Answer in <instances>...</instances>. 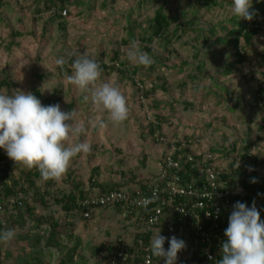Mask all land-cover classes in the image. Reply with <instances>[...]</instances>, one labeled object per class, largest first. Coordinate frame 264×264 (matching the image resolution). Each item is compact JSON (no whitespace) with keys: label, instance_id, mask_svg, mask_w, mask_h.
<instances>
[{"label":"rangeland","instance_id":"rangeland-1","mask_svg":"<svg viewBox=\"0 0 264 264\" xmlns=\"http://www.w3.org/2000/svg\"><path fill=\"white\" fill-rule=\"evenodd\" d=\"M46 2L0 0V74L14 82L10 90H3L31 92L36 86L43 96H59L63 111L74 110L76 119L85 121L92 150L74 158L59 181L37 180L40 191L66 193L73 180L86 187L95 167L99 168L98 183L127 187L134 184L133 174L143 177L158 171V161L175 137L190 139L191 150L200 153L232 148V144L238 153L249 138L251 153L264 158V130H258L264 125V112L255 104L257 89H264V26L249 45L242 42L245 56L241 62L231 45L213 43L228 35L224 28L231 27V19L242 20L231 13L232 0H217L209 7L198 0H72L66 14L46 10ZM157 8L176 21L166 33L169 40L153 39L147 44L141 38L149 34V21ZM190 20L191 27L183 30L182 25ZM209 28L215 30V37L204 43L196 30H202L204 37ZM132 41L152 57L153 70L128 61L126 50ZM84 52L101 67L121 69L102 67L101 79L114 82L127 98L129 117L122 124L114 125L106 113L93 107L90 98L84 99L87 93L67 82L72 61ZM60 58L65 68L57 65ZM158 116L162 119L157 120ZM156 122L160 123L158 134L166 140L157 142L156 133L150 132ZM26 169L19 165L14 176ZM258 174L264 175V169H258ZM97 225L100 233L106 227L111 237L126 229L118 212L112 211Z\"/></svg>","mask_w":264,"mask_h":264},{"label":"clouds","instance_id":"clouds-1","mask_svg":"<svg viewBox=\"0 0 264 264\" xmlns=\"http://www.w3.org/2000/svg\"><path fill=\"white\" fill-rule=\"evenodd\" d=\"M230 10L238 19L248 21L257 14L253 0H232ZM126 58L141 66L153 63L149 53L142 51L136 41L128 46ZM56 63L63 66L65 60L60 58ZM102 73L100 63L84 52L75 56L71 75H66V80L87 93L84 99L90 98L98 112L106 113L114 125H120L129 117L127 98L114 82L102 80ZM97 120L103 127L101 117ZM87 132L85 121L76 119L74 110L63 111L58 103L45 106L31 92L16 90L10 94L0 90V149L15 165L37 169L44 181H59L74 158L91 152ZM16 235V229H6L0 232V243H10ZM224 236L221 258L216 264H264V220H261L255 201L251 207L240 201L233 205ZM149 247L151 255L161 259L163 264H176L178 253L186 244L174 235L171 238L162 236L159 231L152 237Z\"/></svg>","mask_w":264,"mask_h":264},{"label":"built area","instance_id":"built-area-1","mask_svg":"<svg viewBox=\"0 0 264 264\" xmlns=\"http://www.w3.org/2000/svg\"><path fill=\"white\" fill-rule=\"evenodd\" d=\"M155 138L157 142L166 140L159 134ZM191 146L190 139L175 137L168 142V150L158 161L156 173L134 178V184L127 187L106 191L87 188V194L78 200L83 219H90L100 209L116 212L120 204L117 212L121 219L135 228L114 238L111 244L114 252H100L101 257L107 256L109 264H163L161 259L151 255L149 247L152 237L159 231L162 236L171 238L174 235L185 241L186 247L178 253L176 264L215 262L213 246L221 249L222 241L212 238L220 224L228 225L233 205L241 202V187L228 184L229 174L240 165L239 157L228 146L224 150L220 148L221 151L204 153L192 151ZM149 233L147 242L143 237ZM196 242L202 246H196ZM164 247L166 250L169 247L168 240ZM190 248H193L191 257Z\"/></svg>","mask_w":264,"mask_h":264},{"label":"trees","instance_id":"trees-1","mask_svg":"<svg viewBox=\"0 0 264 264\" xmlns=\"http://www.w3.org/2000/svg\"><path fill=\"white\" fill-rule=\"evenodd\" d=\"M47 4L45 5V9L48 11H56L57 13H61L62 10L65 11V14L68 12L66 10V6L71 4L72 0H46ZM201 6L209 7L214 6L217 4V0H198ZM253 9L257 13L252 21H248L245 19H242L241 21H237L234 19H231L229 21L231 27H225L224 30L228 29V35L225 37H218L215 38L213 41L214 44H226L231 45L233 49L236 51V57L238 58V61L241 62L245 56V50L241 46L242 42L245 45H249L252 38L257 35L262 26H264V0H253ZM261 15L262 18H259ZM176 21L175 19L170 18L167 16V14L162 10V8H157L155 11V15L151 20L149 21V34L147 36H143L141 39L147 44H151L153 42V39H164L169 40L170 38L166 36V33L168 32V29L172 22ZM193 24V20L185 22L182 27L183 30H186V28H190ZM199 34V37H201L204 40V43H207L208 41L212 40L213 37H215V30L212 28H209L207 33L208 35L203 37L202 30H196ZM21 33L17 32V35H20ZM127 42V40H125ZM148 51V49H147ZM150 51V49H149ZM117 57H112V60H116ZM73 62V61H72ZM152 64H155L153 62ZM66 63L63 64V68L66 67ZM123 67H125V63H122ZM202 64L197 66V70H201ZM103 69L106 70H117L121 71L120 68H115L107 65L102 66ZM151 69H154V65H149ZM61 68V70H63ZM138 70V66L132 68V72L134 75L136 74ZM226 73H229L228 70H226ZM185 83V82H184ZM14 86V82L11 80H8L7 78H2L0 74V90H3L4 88H7L10 90V88ZM31 93L34 94L43 105H51V104H57L60 101V97L55 95L50 96H43L38 87L32 86L31 87ZM264 94V89L258 88L257 89V95L258 98L256 99V106L261 107V111L264 112V98H262V95ZM262 98L261 102L260 99ZM73 104H69L68 107L72 108ZM157 120H161L162 117L158 116L156 117ZM159 122H156V124H152L150 132L152 134H158V129L160 128ZM259 131L264 130V125H261L258 127ZM155 134V135H156ZM154 135V136H155ZM251 147H252V141L247 138L246 141H244L243 146L238 152L237 157H239L240 165L238 168L231 171L230 175V181L229 186H236L238 185L242 189V194L239 196V199L241 202L246 203L249 207L252 206V202H256V207L260 211L261 220H264V175L258 174V169H264V158H259L256 155H253L251 153ZM224 150V148H222ZM232 149H235V146L232 144ZM188 151L187 149H183ZM215 151H221V149H216ZM19 165H15V163L10 160L6 153L0 149V205L4 208H8V206H13L14 209H26L28 212L34 211L35 207L31 204V201H29L28 195L33 193L35 196L39 195V192L41 195L40 198H35V202L39 203L42 207L47 206L50 202L54 205H57L61 208V210L65 213H71V212H79L78 208V200L82 198L85 194H87L86 188L83 187V184L80 182H76L75 180L70 181L68 191L61 192L59 195H55L54 193L50 192V190L46 189L44 191H40L36 181L42 180L40 177V173L37 169L33 168L31 170L26 169L22 170L20 172L19 177L14 176V170L18 169ZM187 170L190 169V167H186ZM99 168L96 167L93 169L91 176L89 178V188L92 187H98L101 191H106L112 188H118L120 187L119 184L115 183H98V177H99ZM132 177V176H131ZM139 177V175L136 176V174H133V178ZM228 177V175H227ZM255 180L256 182L253 183L252 181ZM52 180H49L48 183L51 184ZM48 184V185H50ZM91 186V187H90ZM34 199V198H33ZM14 201V202H13ZM20 202V204L18 203ZM121 205L118 204L116 206V212L120 211ZM118 207V208H117ZM120 208V209H119ZM119 209V210H118ZM33 213V212H32ZM81 215V214H80ZM83 218V216L81 215ZM37 215H34V219H38ZM51 219V218H50ZM39 221H41L39 219ZM227 224H220V228L218 231H216L215 235L213 236L214 241H224L226 240V237L224 236V230L227 228ZM64 225L61 222L58 221H50V239L53 243H55L56 247L59 248V260L60 264H78L76 263L77 252L71 251H63L60 252V249L62 250V247L60 244H57L59 241V233L58 231L62 229ZM1 228V224H0ZM1 232V230H0ZM145 236V235H142ZM147 242H149L150 233L147 234L145 237H143ZM57 242V243H56ZM196 246L201 247L202 245L199 242H196ZM214 252L216 254V260L221 258V252L220 249H215V246H213ZM109 251V253L114 252L115 248L111 245L106 246L105 244L94 248L92 250V256L99 254L101 251ZM3 257L0 253V264L3 263ZM195 259V257H193ZM216 260L213 264H216ZM32 264H37L40 262L39 256H33L32 257ZM50 260H43L42 264H49ZM87 264V263H84ZM100 264H109L107 262V256H104L103 259L100 261ZM138 264V262H136ZM182 264H188L186 262H183Z\"/></svg>","mask_w":264,"mask_h":264},{"label":"crops","instance_id":"crops-1","mask_svg":"<svg viewBox=\"0 0 264 264\" xmlns=\"http://www.w3.org/2000/svg\"><path fill=\"white\" fill-rule=\"evenodd\" d=\"M88 186L89 183L85 188H89ZM39 193L38 196H35L32 191L28 195L29 201L35 207L34 211H32L33 213H29L24 208L14 209L13 206H8V208L2 206L0 210L1 232L13 228L17 231V235L10 243H0V253L4 256L3 262H6V264H32L33 256H39L40 262L37 264H42V261L45 259L50 260L49 264H58L59 248L52 242L49 234L51 219L52 221L61 222L64 225L58 231L60 237L58 243L56 242L62 247L60 252H71L75 250L78 257L76 258V263L78 264H100L103 257H101L100 253L92 256V250L103 244L109 246L120 233L126 231L127 234L135 229L132 225L129 226V231H127L129 224H126V229L117 230L116 236H107L106 227H104L105 231L100 233L97 229V223L101 218H107L108 212L112 210H96L90 219H83L79 212L74 211L65 214L59 206L51 202L47 206L42 207L39 203L35 202V198L39 199V196L43 192ZM51 205L55 207L53 208ZM56 208H59L60 213L55 214ZM35 214L39 217L38 219H34ZM85 224L87 231L85 230L86 228L84 229ZM89 242H95V244H92L87 249ZM87 251H89L90 255H87Z\"/></svg>","mask_w":264,"mask_h":264},{"label":"water","instance_id":"water-1","mask_svg":"<svg viewBox=\"0 0 264 264\" xmlns=\"http://www.w3.org/2000/svg\"><path fill=\"white\" fill-rule=\"evenodd\" d=\"M192 252H193V248H190V250H189V257H191Z\"/></svg>","mask_w":264,"mask_h":264}]
</instances>
